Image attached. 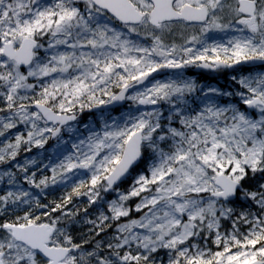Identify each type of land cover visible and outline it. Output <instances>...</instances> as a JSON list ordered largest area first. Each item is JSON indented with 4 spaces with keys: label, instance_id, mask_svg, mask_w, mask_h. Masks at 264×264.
I'll return each instance as SVG.
<instances>
[{
    "label": "snow or ice",
    "instance_id": "1",
    "mask_svg": "<svg viewBox=\"0 0 264 264\" xmlns=\"http://www.w3.org/2000/svg\"><path fill=\"white\" fill-rule=\"evenodd\" d=\"M0 189V264H264V0H0Z\"/></svg>",
    "mask_w": 264,
    "mask_h": 264
},
{
    "label": "rangeland",
    "instance_id": "2",
    "mask_svg": "<svg viewBox=\"0 0 264 264\" xmlns=\"http://www.w3.org/2000/svg\"><path fill=\"white\" fill-rule=\"evenodd\" d=\"M141 42H146V41H144L142 39ZM185 75L188 76V77L193 78L192 76H189L186 73H185ZM168 76L169 75H166L164 77L159 78L158 80L166 79ZM193 79H195V78H193ZM212 86L213 87H217V86L218 87H221L220 85H212ZM223 88H226V87H223ZM130 106H132L131 105V102H130V105L127 108L121 110V113L120 114H112V113H107V114H109V115H111L113 117H119L120 115H122L124 113H127V111L129 110V107ZM102 114H103V112H101V113H95V114H93V115H91L89 117L87 115L82 120H80V121H78L76 123L80 127L81 131H83L84 130V125H86V124L96 123V122H102V119H103ZM67 138H68L67 135H65V139H67ZM55 143H56L55 141H53L51 144L48 143V145L45 146V149L44 150H40V149L33 148L31 152H28V153L21 152V156L18 157V160H20L21 162H23V160L27 157V158H35V159H38V160H43L44 163H47L48 161H47V159H44V157L51 156L53 154L54 148H55ZM45 174L47 175V174H50V173H48L47 170H45ZM37 175H39V173H37ZM70 184H71V181L69 182V185ZM128 186H129V184H128ZM25 187H28V186L25 185ZM120 189H121V191H124L127 188H125V189L120 188ZM0 190H2V189H0ZM32 191L34 193L35 192H39V190H36V189H32ZM67 191H71L70 186L66 188L63 185H57L55 187L49 188L48 190H45V192L43 194H41V199L43 200V202L46 200L45 203H48V201L50 199L51 200L49 202H51L53 200H57L58 201L65 194V192H67ZM82 191H83V189H82ZM102 195H103V193H102ZM114 196H115L114 193H109V194H107L106 198L112 199V198H114ZM83 197L84 196H81L79 198H76L74 200V202L77 203L78 206H81L79 204V201ZM86 199H87V197H86ZM225 227L227 228V225ZM228 230L230 231V229H228ZM210 246L215 247L214 245H210Z\"/></svg>",
    "mask_w": 264,
    "mask_h": 264
},
{
    "label": "flooded vegetation",
    "instance_id": "3",
    "mask_svg": "<svg viewBox=\"0 0 264 264\" xmlns=\"http://www.w3.org/2000/svg\"><path fill=\"white\" fill-rule=\"evenodd\" d=\"M189 33L191 32H198V29L195 28H189L187 29ZM209 37L214 38L218 42H225L228 37L224 33H209ZM212 40H209V43H211ZM239 70H244L246 73H249L252 69V65H240L237 66ZM198 70V71H197ZM234 71V69H232ZM232 70H226L224 72H212L209 70H203V69H197V68H189L188 71H185V73L191 75L193 78L195 77L201 84H224L228 82L229 80V74L233 72ZM261 70V69H257ZM239 73V72H236ZM235 73V74H236Z\"/></svg>",
    "mask_w": 264,
    "mask_h": 264
},
{
    "label": "water",
    "instance_id": "4",
    "mask_svg": "<svg viewBox=\"0 0 264 264\" xmlns=\"http://www.w3.org/2000/svg\"><path fill=\"white\" fill-rule=\"evenodd\" d=\"M172 70H163L161 73H164V72H171ZM159 73V74H161ZM159 74H156L154 73L153 74V77L159 75ZM150 80L152 79V77L149 78ZM132 90H130L131 92ZM127 101H124V102H120L118 104H114V105H108V106H105V107H102V108H93L91 110H88V112L90 113H93V112H100V111H103V110H111V109H116V108H120L124 105H126Z\"/></svg>",
    "mask_w": 264,
    "mask_h": 264
},
{
    "label": "trees",
    "instance_id": "5",
    "mask_svg": "<svg viewBox=\"0 0 264 264\" xmlns=\"http://www.w3.org/2000/svg\"><path fill=\"white\" fill-rule=\"evenodd\" d=\"M121 110H115L114 111V114H120L121 113ZM84 116H87V113L84 114ZM76 199V197H74V200ZM77 204V203H76ZM79 204L81 205L80 207H84V206H87V199L86 197H83L82 199H80L79 201ZM91 211V210H90Z\"/></svg>",
    "mask_w": 264,
    "mask_h": 264
},
{
    "label": "bare ground",
    "instance_id": "6",
    "mask_svg": "<svg viewBox=\"0 0 264 264\" xmlns=\"http://www.w3.org/2000/svg\"><path fill=\"white\" fill-rule=\"evenodd\" d=\"M47 190H48V189H47ZM50 200H51V199H50ZM50 200H49V201H50ZM45 201H46V200H45ZM45 201H44V202H45ZM49 201H48V202H49Z\"/></svg>",
    "mask_w": 264,
    "mask_h": 264
}]
</instances>
